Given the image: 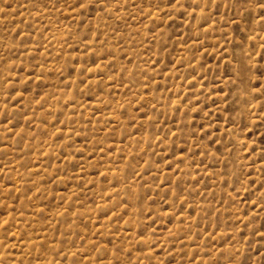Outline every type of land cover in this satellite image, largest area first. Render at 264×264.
Returning <instances> with one entry per match:
<instances>
[{"label":"rangeland","instance_id":"rangeland-1","mask_svg":"<svg viewBox=\"0 0 264 264\" xmlns=\"http://www.w3.org/2000/svg\"><path fill=\"white\" fill-rule=\"evenodd\" d=\"M0 264H264V0H0Z\"/></svg>","mask_w":264,"mask_h":264}]
</instances>
